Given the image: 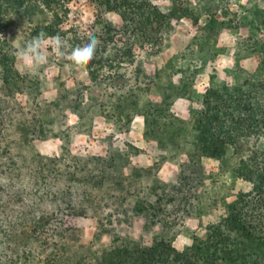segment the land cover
<instances>
[{
	"label": "rangeland",
	"instance_id": "rangeland-1",
	"mask_svg": "<svg viewBox=\"0 0 264 264\" xmlns=\"http://www.w3.org/2000/svg\"><path fill=\"white\" fill-rule=\"evenodd\" d=\"M181 1L198 23L176 19L159 54L136 47L124 64L115 58L123 43L102 44L96 55L109 62L96 81L51 41L39 67L16 55L15 68L26 77L19 90L0 78V264H96L117 237L145 245L164 239L183 251L195 239L208 241L211 227L251 191L234 171L231 148L221 161L198 155L194 120L211 84L248 83L264 93V0ZM151 3L164 13L172 9L171 0ZM69 9L61 37L71 48L105 24L124 26L118 13L92 0H71ZM43 20L48 16L20 19L4 33L16 53ZM177 96L191 98L184 117L172 109ZM74 129L84 137L71 145ZM126 130L145 139L121 142ZM100 131L108 154L95 143ZM48 139L46 154L41 142ZM250 146L264 150V135ZM141 149L155 152L150 168L132 164ZM169 157L168 166L178 164L173 176L159 172ZM35 217L51 229L34 234Z\"/></svg>",
	"mask_w": 264,
	"mask_h": 264
},
{
	"label": "trees",
	"instance_id": "trees-1",
	"mask_svg": "<svg viewBox=\"0 0 264 264\" xmlns=\"http://www.w3.org/2000/svg\"><path fill=\"white\" fill-rule=\"evenodd\" d=\"M92 1L103 12L118 13L122 19L121 30L105 24L102 33L94 35L100 41L96 54L102 44L117 45L115 40L123 43V51L115 57L121 64L127 60L132 62L136 47H150L159 54L176 19L199 21L181 0H171L169 13L161 12L151 0ZM70 4L71 0H0V78L3 85L19 90L26 79L15 68L16 50L4 33L20 19L32 22L39 16H48L47 21L37 22L26 32L28 40L41 31L61 36ZM104 62L109 61L95 55L85 66L93 81L99 78ZM263 102L264 93L248 83L211 84L206 89L201 111L195 114L198 155L221 161L227 148H231L238 159L234 167L236 175L252 185L250 192L241 193L230 206L228 216L211 227L208 241L195 239L190 248L179 251L164 239L145 245L117 237L106 256L99 257L96 264H264V150L250 146L251 140L259 141L264 135ZM1 124L0 121V128ZM31 224L34 234L51 229L50 222L44 218L35 217ZM253 246L254 251L251 250Z\"/></svg>",
	"mask_w": 264,
	"mask_h": 264
},
{
	"label": "clouds",
	"instance_id": "clouds-1",
	"mask_svg": "<svg viewBox=\"0 0 264 264\" xmlns=\"http://www.w3.org/2000/svg\"><path fill=\"white\" fill-rule=\"evenodd\" d=\"M49 41L53 43L61 56L67 55V58L73 64L80 67L88 65L95 58L100 44V41L95 36H91L86 44L71 48L67 40L59 34L53 36L41 31L18 49L16 53L17 58L25 64H33L36 67L45 64L47 62V55L44 47ZM13 42L15 43V40ZM69 48H71L70 53L66 51Z\"/></svg>",
	"mask_w": 264,
	"mask_h": 264
},
{
	"label": "crops",
	"instance_id": "crops-1",
	"mask_svg": "<svg viewBox=\"0 0 264 264\" xmlns=\"http://www.w3.org/2000/svg\"><path fill=\"white\" fill-rule=\"evenodd\" d=\"M197 87H198V82L195 84V86L193 88V92H192V96H191L192 100H195V98H196L195 92L197 90ZM190 99H186V98L178 97L177 96L174 99V102H173V105H172L173 111L175 113H177V115H179L181 117H184L185 115H187L188 112H189V108H190V106L192 104V101ZM138 118H140V116H138ZM134 120H136V119H134ZM102 125L103 124H102V121L101 120H96L95 127L94 128L95 129L96 128H99V127L101 128ZM137 127H140V126L137 125ZM109 128H110V131H114L113 126H110ZM138 130H140V128H138ZM107 131H109V129ZM98 135L99 136L96 137L97 139L95 141V143H99V145H97V148H100V150H101L102 153H104V151H105V154H108V149L105 150V148L107 147L105 141H107V140L105 139V141H104V139H102V138H104V137H102V136H104L103 132L100 131L98 133ZM83 137H84V134H82V133H76V131L74 129L73 132H72V134H71V136H70V140L69 141H70L71 145H73L75 142L80 141V138L82 139ZM135 137L140 141V143H142V140L145 139V134L143 132V133L137 134V136H134V134L131 133V131L129 132L128 130H126V131H123L121 133V137L120 138H121V142H123L125 140H131V138H135ZM109 140L112 141V142H115V141H118L120 139H117L115 137L113 140L112 139H109ZM51 141H52V139H48V140H45V141H42L41 142V143L45 144L44 146H42V150H45L46 151L45 152L46 154H48L49 152H51V151H48L49 148H50L49 146H51L50 145V142ZM53 141H58L60 143L62 142L60 140V138H58V140L56 139V140H53ZM120 154H126V153H124V151L121 150V153ZM136 155L137 156H135V160H133L132 164H137V163L141 164L142 163L143 164L142 165L143 168H150L149 167L150 164H153V162L157 158L154 151L152 153V151H148L147 149H141L139 151V154H136ZM167 161L168 162L165 163L162 166V168H161V170L159 172L161 174H165V175L166 174H169V176H173L174 173H175V170H178V164H177V162H175V163H173L172 167H170L168 165L172 164L171 157H169Z\"/></svg>",
	"mask_w": 264,
	"mask_h": 264
}]
</instances>
